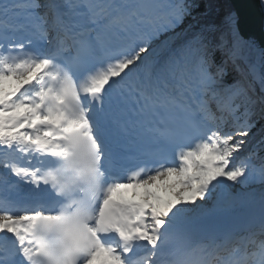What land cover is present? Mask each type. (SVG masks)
Wrapping results in <instances>:
<instances>
[{
  "label": "snow or ice",
  "instance_id": "snow-or-ice-1",
  "mask_svg": "<svg viewBox=\"0 0 264 264\" xmlns=\"http://www.w3.org/2000/svg\"><path fill=\"white\" fill-rule=\"evenodd\" d=\"M194 6L0 0V264H264V205L208 224L264 182V80H225L254 41L231 12L176 31Z\"/></svg>",
  "mask_w": 264,
  "mask_h": 264
},
{
  "label": "trees",
  "instance_id": "trees-1",
  "mask_svg": "<svg viewBox=\"0 0 264 264\" xmlns=\"http://www.w3.org/2000/svg\"><path fill=\"white\" fill-rule=\"evenodd\" d=\"M202 1V0H201ZM205 2L207 3H211L213 4V6H215L217 3L215 2V0H204ZM221 1V4L219 5L220 6H224V0H220ZM201 10L200 9H196V10H193L191 15L189 16V20H188V23L190 22H193V21H198V23H201L203 22V20H205L206 16H202L201 14ZM224 12L223 11H219L217 14L216 13H211V16L212 18H214L215 21L217 20H220V18L223 16Z\"/></svg>",
  "mask_w": 264,
  "mask_h": 264
},
{
  "label": "bare ground",
  "instance_id": "bare-ground-1",
  "mask_svg": "<svg viewBox=\"0 0 264 264\" xmlns=\"http://www.w3.org/2000/svg\"><path fill=\"white\" fill-rule=\"evenodd\" d=\"M253 48L254 47H252L251 49H253ZM248 49L249 48H247L246 50H248ZM252 52H257V50L255 51L253 49ZM258 55H264V51L262 50V52H261L260 50H258ZM249 193H251V194L257 193L256 195H258V196L264 195V183L263 184H259L258 186L254 187L252 190H249Z\"/></svg>",
  "mask_w": 264,
  "mask_h": 264
},
{
  "label": "rangeland",
  "instance_id": "rangeland-1",
  "mask_svg": "<svg viewBox=\"0 0 264 264\" xmlns=\"http://www.w3.org/2000/svg\"><path fill=\"white\" fill-rule=\"evenodd\" d=\"M249 138H251V137L249 136ZM249 138H248V143H249ZM248 143L245 145L246 148L249 146Z\"/></svg>",
  "mask_w": 264,
  "mask_h": 264
},
{
  "label": "water",
  "instance_id": "water-1",
  "mask_svg": "<svg viewBox=\"0 0 264 264\" xmlns=\"http://www.w3.org/2000/svg\"><path fill=\"white\" fill-rule=\"evenodd\" d=\"M232 1H234V0H232Z\"/></svg>",
  "mask_w": 264,
  "mask_h": 264
}]
</instances>
